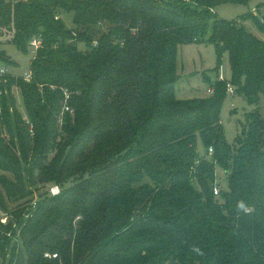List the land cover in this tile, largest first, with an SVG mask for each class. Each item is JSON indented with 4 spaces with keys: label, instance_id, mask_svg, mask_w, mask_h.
I'll use <instances>...</instances> for the list:
<instances>
[{
    "label": "trees",
    "instance_id": "16d2710c",
    "mask_svg": "<svg viewBox=\"0 0 264 264\" xmlns=\"http://www.w3.org/2000/svg\"><path fill=\"white\" fill-rule=\"evenodd\" d=\"M226 1L0 0V42L39 40L30 80H0V264H264V40L245 26L264 34V18H220ZM204 41L231 79L179 99L178 48ZM0 61L15 64L4 49ZM228 85L255 106L234 146Z\"/></svg>",
    "mask_w": 264,
    "mask_h": 264
},
{
    "label": "rangeland",
    "instance_id": "374dc122",
    "mask_svg": "<svg viewBox=\"0 0 264 264\" xmlns=\"http://www.w3.org/2000/svg\"><path fill=\"white\" fill-rule=\"evenodd\" d=\"M218 17L234 20L248 12H255L260 18H264V0H235L226 1L219 4L216 9ZM73 12L64 11L61 17L67 28H73ZM247 29L264 40V34L259 32L252 20L245 21ZM209 35V34H208ZM207 35V36H208ZM11 34H6L0 42V49H4L8 56L15 64H8L5 61H0V68L4 67L8 70V74L12 76H23L30 73L31 60L34 57V52L31 50L24 52L19 50L15 45L7 42ZM218 67V57L214 44L206 41L201 43H185L179 46L176 57V72L178 80L175 85L176 96L179 99H192L207 95V90L210 87L208 81H216L218 78L225 80L231 79V66L228 55L222 59L220 72L215 73V68ZM207 80V81H206ZM17 93V103L20 111L25 115V107L23 100ZM255 108L250 105L247 100L239 95H230L225 98L221 108V119L225 129L226 139L230 145H235V140L241 134L244 124H246L247 115ZM258 109L264 118V97L259 102ZM198 151L201 155L206 154V148L199 140ZM217 184L216 186L222 189H228V176L220 165H216ZM37 198V194L34 196ZM27 199L12 200L6 199L5 204L9 211H19L20 208L29 205ZM6 213V212H5ZM3 213L2 216H6Z\"/></svg>",
    "mask_w": 264,
    "mask_h": 264
},
{
    "label": "built area",
    "instance_id": "2783aa9c",
    "mask_svg": "<svg viewBox=\"0 0 264 264\" xmlns=\"http://www.w3.org/2000/svg\"><path fill=\"white\" fill-rule=\"evenodd\" d=\"M32 52H35L36 51V49L39 47V40L37 39V38H34L33 40H32ZM8 74V70L6 69V68H4V67H2V68H0V80L5 76V75H7ZM30 78H31V73H27L26 75H25V79H27V80H30ZM214 92V89L212 88V87H209L208 88V90H207V94H212ZM236 92H235V88H234V86H232V85H228V94H230V95H234ZM65 98H66V100H65V103H64V107H63V112H62V114L64 113V112H67V111H70L71 109H70V106H69V104H68V99H69V95H68V93L66 92V95H65ZM62 120V118H60V121ZM210 152H212V148H210V150H209ZM49 191H50V194L51 195H53V196H55V195H58L59 193H60V188H59V186H57V185H55V186H52L50 189H49ZM214 192H215V194H219V192H220V188L219 187H215L214 188ZM36 205H37V200H34L33 202H32V206L33 207H36ZM3 213H4V211H3ZM6 214V213H5ZM0 220L3 222V223H6L7 221H8V217H7V214H6V216H2V209L0 208ZM45 257H47V258H56V257H58V254H56V253H46L45 254Z\"/></svg>",
    "mask_w": 264,
    "mask_h": 264
},
{
    "label": "crops",
    "instance_id": "0c3cea01",
    "mask_svg": "<svg viewBox=\"0 0 264 264\" xmlns=\"http://www.w3.org/2000/svg\"><path fill=\"white\" fill-rule=\"evenodd\" d=\"M255 13V12H254ZM222 79H224L223 77H222ZM235 95V94H234Z\"/></svg>",
    "mask_w": 264,
    "mask_h": 264
}]
</instances>
